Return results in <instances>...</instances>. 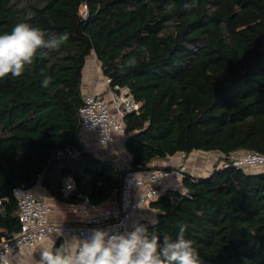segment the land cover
<instances>
[{
	"label": "trees",
	"instance_id": "trees-1",
	"mask_svg": "<svg viewBox=\"0 0 264 264\" xmlns=\"http://www.w3.org/2000/svg\"><path fill=\"white\" fill-rule=\"evenodd\" d=\"M17 23L69 38L0 79V244L20 229L16 188L42 181L53 191L63 176L75 186L69 197L120 196L125 168L79 135L91 56L139 104L125 118L132 169L177 153L264 155V0H0V34ZM218 164L186 173V192L165 191L150 203L158 223L141 224L161 239L186 225L200 264H264V169Z\"/></svg>",
	"mask_w": 264,
	"mask_h": 264
},
{
	"label": "built area",
	"instance_id": "built-area-1",
	"mask_svg": "<svg viewBox=\"0 0 264 264\" xmlns=\"http://www.w3.org/2000/svg\"><path fill=\"white\" fill-rule=\"evenodd\" d=\"M83 99L80 108V136H95L101 147L113 146L119 137L128 136L125 118L139 111V104L128 87H110L108 84L105 92H87ZM220 167L245 172L264 169V155L250 151L239 152L229 160L220 162ZM186 173H191L186 163L147 170H134L127 164L122 176L118 210L113 212L109 208H100L88 197L79 195L82 199L80 211L86 215V222L80 226L51 221V207L47 203L38 199L31 188H16L13 195L19 206L20 229L0 244V264H12L17 253L34 248L53 234L83 239L93 229L123 231L125 225L131 229L134 223H140L135 219L136 214L160 198L168 182L182 180ZM66 188L71 193L75 190L73 183Z\"/></svg>",
	"mask_w": 264,
	"mask_h": 264
},
{
	"label": "clouds",
	"instance_id": "clouds-1",
	"mask_svg": "<svg viewBox=\"0 0 264 264\" xmlns=\"http://www.w3.org/2000/svg\"><path fill=\"white\" fill-rule=\"evenodd\" d=\"M183 7L190 10L194 3ZM174 8L167 5L166 11L172 13ZM68 38L67 34L46 35L41 29L17 23L10 32L0 34V79L21 76L38 54L58 49ZM50 83L51 78L45 77L41 87ZM186 227L181 224L174 239H161L141 223H134L131 229L125 225L123 231L93 229L83 239L74 238L78 243L72 250L42 248L37 264H200L193 242L185 238Z\"/></svg>",
	"mask_w": 264,
	"mask_h": 264
},
{
	"label": "crops",
	"instance_id": "crops-1",
	"mask_svg": "<svg viewBox=\"0 0 264 264\" xmlns=\"http://www.w3.org/2000/svg\"><path fill=\"white\" fill-rule=\"evenodd\" d=\"M95 62L98 64V70L95 66ZM96 68V69H95ZM108 88V80L103 75L102 69L95 56H91L88 59L86 67L84 69V77L82 90L83 95L87 92H105ZM83 146L90 150L95 156L101 159H110L115 165L120 168L117 164L119 156H117V149L120 150L121 155L126 157L127 164L130 165V155L125 149V138L119 137L118 141L114 146V149H109L110 147H101L98 144L97 138L90 134H83L80 136ZM216 153H205V152H192L190 154L177 153L172 157H167L165 159H154L150 166L153 167H168L170 165H179L181 163H186L190 169V172L197 175H205L212 170L214 165V159L205 158L203 155H208ZM218 155V154H216ZM219 157V155H218ZM124 168V167H123ZM120 168V169H123ZM62 188H53V191L45 187L42 181H39L31 189L34 191L38 199L44 201L51 207L50 220L56 223H66L73 225H83L86 222V215L80 211V204L82 199L79 200L74 197H69L71 194L67 190V185L73 183L70 177H61ZM176 190L178 192L185 193L186 190L183 186L182 180H176L168 182L166 184L165 191ZM61 191V192H60ZM81 201V202H80ZM120 196L113 195L108 201L101 205L100 208H109L113 212H116L119 208ZM157 211L153 209L150 205L141 210L136 214L135 219L142 222L156 221ZM78 242L75 241L68 235L63 234H53L46 238L43 242L38 244L32 249H25L17 253L13 259L12 264H37L39 260V253L44 247L59 248L61 251L72 250Z\"/></svg>",
	"mask_w": 264,
	"mask_h": 264
},
{
	"label": "rangeland",
	"instance_id": "rangeland-1",
	"mask_svg": "<svg viewBox=\"0 0 264 264\" xmlns=\"http://www.w3.org/2000/svg\"><path fill=\"white\" fill-rule=\"evenodd\" d=\"M89 60H90V58H89ZM95 66L97 67V70H98V64L95 62ZM96 69V68H95ZM109 149H114V146H111L110 148H108V150ZM114 151H115V149H114ZM117 151L118 152H116V154H117V156H119V159H118V161H117V164H118V166L120 167V168H125L126 166H127V159H126V157H123L122 155H121V152H120V150H118L117 149ZM203 156H205V158H212V159H214L213 161H214V165L215 164H218L220 161H219V157H218V155H216V154H211V157L209 156V154L208 155H203ZM214 165H213V167H214ZM212 167V168H213ZM218 167H220V163L218 164ZM123 168V169H124Z\"/></svg>",
	"mask_w": 264,
	"mask_h": 264
}]
</instances>
